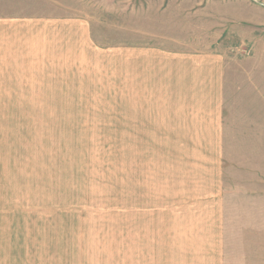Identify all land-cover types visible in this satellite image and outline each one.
<instances>
[{"label": "rangeland", "instance_id": "374dc122", "mask_svg": "<svg viewBox=\"0 0 264 264\" xmlns=\"http://www.w3.org/2000/svg\"><path fill=\"white\" fill-rule=\"evenodd\" d=\"M0 16L10 32L74 21L54 26L64 45H0V264H264L263 194L239 166H180L162 129L140 128L170 100L163 54L143 97L137 52L168 45H132L198 24L258 58L264 0H0Z\"/></svg>", "mask_w": 264, "mask_h": 264}, {"label": "crops", "instance_id": "0c3cea01", "mask_svg": "<svg viewBox=\"0 0 264 264\" xmlns=\"http://www.w3.org/2000/svg\"><path fill=\"white\" fill-rule=\"evenodd\" d=\"M49 19L52 21L46 27L44 21L32 20L34 25L27 29L23 20L18 19L20 27L11 32L0 25V45H55L50 40L52 36L64 45V39L58 37L60 28L54 26L56 22L71 25L74 21L52 17L45 20ZM175 28L173 33L186 32L187 40L179 36L169 38L168 42H157V35L146 33L132 44L136 50L139 45H168L162 52H155L153 50L158 49L150 46H143V50L137 52L136 62L143 57L141 65L146 66L148 93L143 97L151 96V55L163 54V77L157 86L163 90L160 97L170 100V109L158 113L162 123L151 127L149 116L150 120L140 128L162 129L165 144L178 147L169 161L180 166L184 162L202 166V161H208L219 168L221 177L233 175V164L239 166L234 169L235 174L247 177L249 191L259 189L264 201V47L258 58H235L221 50L227 51L226 45L230 43L223 42V36L215 38L212 26L195 24ZM202 32L212 36L195 34ZM136 82L138 87V80Z\"/></svg>", "mask_w": 264, "mask_h": 264}]
</instances>
